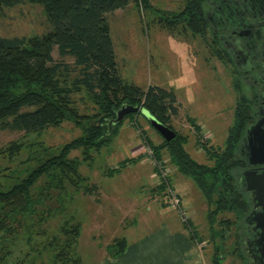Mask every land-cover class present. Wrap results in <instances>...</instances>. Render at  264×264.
I'll return each instance as SVG.
<instances>
[{"label":"trees","instance_id":"obj_1","mask_svg":"<svg viewBox=\"0 0 264 264\" xmlns=\"http://www.w3.org/2000/svg\"><path fill=\"white\" fill-rule=\"evenodd\" d=\"M23 1L39 4L52 28L31 37L0 35V129L34 133L72 122L82 133L63 144L56 154L33 157L37 163L22 177H14L7 188L4 187L5 175L0 172V264H6L10 254L6 243L21 230L30 229L28 224L22 225L24 219L33 220L46 201L55 198L61 209V197L67 187L93 193L95 185L88 184V178L80 172L81 164L93 159V150L107 144L123 119L135 118L142 109L174 131L172 138L162 137L158 144L144 136L157 159L161 160L162 151L166 150L177 170L190 177L201 191L208 206V240L223 242L232 232L234 254L239 253L240 264H251L244 251L245 241L253 236L245 219L251 204L240 174L248 166L242 144L246 128L255 121L256 95L242 94L237 83L240 95L223 145L204 141V150L212 164L198 162L185 148L188 137L173 129L172 119L178 114L175 93L159 85L140 87L123 80L107 20L110 13L123 10L131 3L140 5L144 10L159 14L158 23L170 31L177 29L201 36L210 33L211 37H216L214 54L232 63L231 52L222 48L218 40L219 30L210 28L206 21L208 1L185 0L178 11H162L150 0H0V13L3 8ZM55 47L58 59L53 56ZM65 57L72 61H66ZM125 104L139 109L112 123L117 109ZM135 123L137 125L136 119ZM23 147V143L11 142L0 149V154L11 157ZM75 149L81 150V158L69 157ZM30 159L32 157L27 160ZM41 177L46 180L34 191ZM168 181L169 178L165 184H169ZM41 218L42 215L39 220ZM187 220L190 237L200 239L199 227ZM60 232L61 238L53 237L48 242L51 251L48 264H84L74 249L81 223L65 221ZM126 246L125 238L118 237L108 248L112 255H117ZM219 249V245H215V264L220 260Z\"/></svg>","mask_w":264,"mask_h":264},{"label":"rangeland","instance_id":"obj_2","mask_svg":"<svg viewBox=\"0 0 264 264\" xmlns=\"http://www.w3.org/2000/svg\"><path fill=\"white\" fill-rule=\"evenodd\" d=\"M184 1L150 0L162 11H178ZM159 16L133 3L107 16L118 70L126 82L171 89L178 107V114L172 119L173 129L188 137L185 148L194 159L212 164L203 143L223 145L240 95L237 83L247 97H254L255 92L252 86L249 91V85L243 83L242 76L246 73L235 62L229 63L225 57L220 59L214 54L216 37L208 32L201 36L177 29L170 31L158 23ZM51 28L43 8L35 2L23 1L3 8L0 13L2 36L31 37ZM53 56L60 58L56 47ZM65 60L72 61L69 57ZM133 118L123 119L107 144L93 150V159L81 164L80 172L88 178L89 185H95L93 193L67 187L61 197V209L60 202L54 198L46 201L33 220L25 218L22 225L28 224L30 229L21 230L6 243L10 251L6 264L50 263L48 242L53 237H62L60 227L65 221L81 223L74 249L84 264H100L105 259L125 256L127 246L120 254L110 253L108 247L115 238L124 237L126 243L135 238L142 240L163 222L187 238L199 257L198 264H215V245L220 247L217 264H240L239 253L234 254L233 233L223 242L208 240V206L201 191L190 177L177 170L166 150L162 151V159H157L144 134L153 144L160 143L162 136L141 114ZM81 133L72 122L34 133L0 129V149L11 142L24 145L17 155L0 154V172L6 179L4 187L37 163L33 157L56 154L63 144ZM29 157L32 159L27 160ZM69 157L81 158V150H72ZM158 163L168 170L172 191L157 171ZM45 180L39 178L33 190ZM188 218L199 227L198 237L203 240L190 237ZM165 263L164 259L156 264Z\"/></svg>","mask_w":264,"mask_h":264},{"label":"flooded vegetation","instance_id":"obj_3","mask_svg":"<svg viewBox=\"0 0 264 264\" xmlns=\"http://www.w3.org/2000/svg\"><path fill=\"white\" fill-rule=\"evenodd\" d=\"M206 21L210 28L219 30L218 40L231 52L233 62L244 71L243 83L255 92V121L264 117V0H207ZM245 169L261 171L262 166L249 165ZM242 170V171H243ZM241 171V172H242ZM240 181L241 176H240ZM258 210V209H256ZM252 235L255 223H247ZM250 247L244 244V251Z\"/></svg>","mask_w":264,"mask_h":264},{"label":"water","instance_id":"obj_4","mask_svg":"<svg viewBox=\"0 0 264 264\" xmlns=\"http://www.w3.org/2000/svg\"><path fill=\"white\" fill-rule=\"evenodd\" d=\"M262 39L264 40V31H262ZM138 109L137 106L122 105L117 109L112 123L119 122L126 114L137 112ZM140 113L164 139L168 140L174 136L171 128L157 120L146 109H142ZM242 145L245 148L247 164L262 166L259 172L245 169L240 174L251 204V209L245 218L246 223H255L253 229L257 230L255 235L245 241L250 247V253L246 250L245 254L251 264H264V117L246 128Z\"/></svg>","mask_w":264,"mask_h":264},{"label":"crops","instance_id":"obj_5","mask_svg":"<svg viewBox=\"0 0 264 264\" xmlns=\"http://www.w3.org/2000/svg\"><path fill=\"white\" fill-rule=\"evenodd\" d=\"M179 197L182 200L180 194ZM127 249L125 256L113 260L105 259L100 264H156L164 259L165 264L199 263L196 262L199 257L187 238L180 232L172 231L167 222L158 225L142 240L135 238L127 241Z\"/></svg>","mask_w":264,"mask_h":264},{"label":"built area","instance_id":"obj_6","mask_svg":"<svg viewBox=\"0 0 264 264\" xmlns=\"http://www.w3.org/2000/svg\"><path fill=\"white\" fill-rule=\"evenodd\" d=\"M163 165V164H162ZM160 163H158L157 165V171L163 176V178H165V182H167L168 180V170H166L165 168L166 167H163ZM169 182V181H168ZM168 188H169V191H172V187L170 186V183L167 184Z\"/></svg>","mask_w":264,"mask_h":264}]
</instances>
